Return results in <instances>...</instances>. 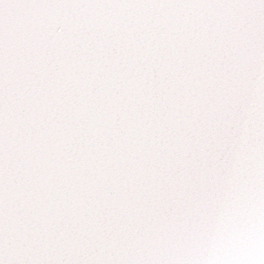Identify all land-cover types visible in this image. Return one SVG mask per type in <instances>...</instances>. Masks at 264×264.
Returning <instances> with one entry per match:
<instances>
[{
    "label": "snow or ice",
    "instance_id": "1",
    "mask_svg": "<svg viewBox=\"0 0 264 264\" xmlns=\"http://www.w3.org/2000/svg\"><path fill=\"white\" fill-rule=\"evenodd\" d=\"M0 264H264V0H0Z\"/></svg>",
    "mask_w": 264,
    "mask_h": 264
}]
</instances>
